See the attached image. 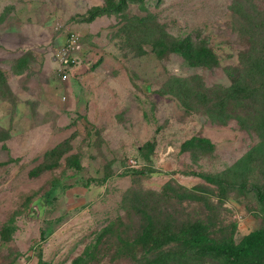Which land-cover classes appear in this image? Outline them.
Instances as JSON below:
<instances>
[{
    "label": "rangeland",
    "instance_id": "374dc122",
    "mask_svg": "<svg viewBox=\"0 0 264 264\" xmlns=\"http://www.w3.org/2000/svg\"><path fill=\"white\" fill-rule=\"evenodd\" d=\"M0 34V264H177L264 229V0H0Z\"/></svg>",
    "mask_w": 264,
    "mask_h": 264
},
{
    "label": "trees",
    "instance_id": "16d2710c",
    "mask_svg": "<svg viewBox=\"0 0 264 264\" xmlns=\"http://www.w3.org/2000/svg\"><path fill=\"white\" fill-rule=\"evenodd\" d=\"M200 62L209 61L213 58V55L206 51L200 50L198 52ZM263 71L260 73L262 74ZM264 74V73H263ZM262 77L264 78V75ZM264 87V85H263ZM249 93V92H247ZM261 96V97H260ZM254 97H251V99ZM260 102L264 103V90L259 92ZM193 141V140H191ZM204 141V140H203ZM205 142V141H204ZM208 142V141H207ZM206 143V142H205ZM208 144V143H207ZM214 181L219 182L214 179ZM144 201L141 203L143 204ZM140 204L135 205L136 210L143 211L142 207H139ZM144 214H147L149 223L148 226H145L143 232L142 241L146 242L149 240L155 230V221L150 216L149 211L144 209ZM185 249H188L183 256L180 257L177 264H195L192 263L189 259L191 256L188 251L193 249L197 250H206L210 252L213 256L219 258L223 264H264V229H257L249 234H247L239 243L234 242H217L216 240L210 238L207 234H193L192 237L186 238L184 241ZM74 264H80L76 261ZM142 264H173L172 262H163L160 259L149 260L146 263Z\"/></svg>",
    "mask_w": 264,
    "mask_h": 264
},
{
    "label": "built area",
    "instance_id": "2783aa9c",
    "mask_svg": "<svg viewBox=\"0 0 264 264\" xmlns=\"http://www.w3.org/2000/svg\"><path fill=\"white\" fill-rule=\"evenodd\" d=\"M78 36L76 34H71L70 39H69V45L73 47L75 43H77ZM64 78H67L68 74L64 73Z\"/></svg>",
    "mask_w": 264,
    "mask_h": 264
},
{
    "label": "crops",
    "instance_id": "0c3cea01",
    "mask_svg": "<svg viewBox=\"0 0 264 264\" xmlns=\"http://www.w3.org/2000/svg\"><path fill=\"white\" fill-rule=\"evenodd\" d=\"M13 33H14V32H13ZM15 33H17V34H18V33H20V32H18V31H17V32H15ZM0 35H1V34H0ZM19 36H21V35H19ZM13 37H16V36H13ZM21 38H23V37H21ZM0 40H1V41H3V40H4V35H3L2 37H0ZM3 42H4V41H3ZM3 44H4V43H3Z\"/></svg>",
    "mask_w": 264,
    "mask_h": 264
}]
</instances>
